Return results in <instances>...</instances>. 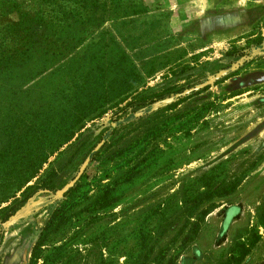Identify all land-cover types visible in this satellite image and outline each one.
I'll list each match as a JSON object with an SVG mask.
<instances>
[{
	"label": "rangeland",
	"instance_id": "rangeland-1",
	"mask_svg": "<svg viewBox=\"0 0 264 264\" xmlns=\"http://www.w3.org/2000/svg\"><path fill=\"white\" fill-rule=\"evenodd\" d=\"M58 1L0 0V50L16 44L5 31L18 12L41 20L39 30H93L66 18L71 0ZM118 2L145 8L121 26L105 17L94 34L119 31L120 49L109 43L99 57L86 38L74 58L31 57L20 75L0 68V207L30 184L55 190L0 224V264H264V0ZM163 88L174 94L113 116ZM46 107L58 111V144L65 128L72 136L14 190V167L30 171L42 156L30 150L26 117ZM230 205L239 212L219 237Z\"/></svg>",
	"mask_w": 264,
	"mask_h": 264
},
{
	"label": "trees",
	"instance_id": "trees-1",
	"mask_svg": "<svg viewBox=\"0 0 264 264\" xmlns=\"http://www.w3.org/2000/svg\"><path fill=\"white\" fill-rule=\"evenodd\" d=\"M8 1V0H5ZM61 1V0H59ZM58 1V2H59ZM72 7L67 11V17H73V23H78L79 25L90 24V28H93L91 32H88V28L80 26L78 29H71L66 25H61L58 27V31L52 30V28L44 30H39L44 26L41 20H35L33 23L26 19L22 13L18 12V19L12 24L10 29H6L5 38L9 37L10 43H16L11 46L10 49L0 50V68L4 67L2 70H6L7 74L20 75L15 69L23 63L25 60L32 58L41 59L43 62H50L58 59H70L76 56V52L79 47L84 43L85 39H90L88 46H96L97 51L100 52L99 57H103L106 52L105 49L109 43L115 45L118 49L121 47L120 42L125 40V37L116 31L114 34H109L104 36V31H99L96 35L97 40L93 41L94 34L101 29V26L106 21L105 17H109L110 20H119V26L124 23L132 22V18L145 11V8L141 4H125L122 5L118 0H71ZM6 5V3H3ZM58 3V10L63 7ZM61 20V19H60ZM64 21V20H61ZM69 28V29H68ZM92 40V41H91ZM84 53V52H83ZM97 58L94 54H91L88 59ZM9 65V66H8ZM11 67V69H9ZM43 64L39 69L32 72V75H37L43 72ZM21 77V76H20ZM182 88H178L175 91L180 92ZM176 93V92H175ZM174 92L168 90L167 88L148 91L144 93H139L135 95L132 99L127 101L125 104L117 108L113 113V116L123 115L129 112L132 108H141L153 104L163 98L173 95ZM29 125L26 128L25 134L28 132L31 142L30 150H37V153L42 154L39 161H35V165H31L30 171H22L17 167L16 170H20L22 177L15 185L14 190H18L24 182L29 180L36 170L41 166L42 163L46 162L47 155L57 150L62 143L67 142L72 136V130L70 127L65 128L62 131L63 139L58 144V111H53L46 107V111L40 113L35 108L28 112ZM110 122L111 129L114 127L113 121ZM76 121H79L77 119ZM79 128V127H78ZM70 144L67 145L70 146ZM39 150V152H38ZM97 152V151H96ZM95 153V152H94ZM17 166V165H16ZM26 166L24 169H27ZM20 171L15 174L20 173ZM73 187H67L63 192L62 196H66L70 193ZM48 191L53 193L55 190L50 185L40 182V184H30L26 186L19 198H14L11 202L5 206L0 207V224L7 221L14 213L22 207L25 202L38 191ZM14 192V191H13ZM101 203L106 202V198L102 197ZM103 206V205H101ZM198 206V202L194 206V209ZM211 205H208L202 209H199L195 216L197 218L203 217L206 213L211 210ZM56 213L52 212L49 221L55 217ZM66 219L65 211H61L58 208V223H62ZM195 222L190 223V226L194 225ZM3 230L0 226V240L2 239ZM184 239V238H182ZM40 242L38 239L33 247H36ZM244 253V252H243ZM241 254V257L243 255ZM35 258L33 250L30 259L33 261Z\"/></svg>",
	"mask_w": 264,
	"mask_h": 264
},
{
	"label": "water",
	"instance_id": "water-1",
	"mask_svg": "<svg viewBox=\"0 0 264 264\" xmlns=\"http://www.w3.org/2000/svg\"><path fill=\"white\" fill-rule=\"evenodd\" d=\"M208 81H205L203 83H201L200 85L203 86L205 84H207ZM99 145L96 144L95 148H97V146ZM88 161V158H84V160L82 161V163L80 164V166L78 167V170L75 174V176L68 182V184L66 185V187L61 191V194H63V192L65 191V189L67 187H71L72 184L77 180V178L79 177V175L81 174V172L83 171L86 163ZM239 212V207L236 206V205H230V206H227L225 209H224V218L222 220V223H221V226H220V231L218 233V236L220 237L222 234L225 233V230L226 228L228 227L231 219L233 216H235L237 213Z\"/></svg>",
	"mask_w": 264,
	"mask_h": 264
}]
</instances>
